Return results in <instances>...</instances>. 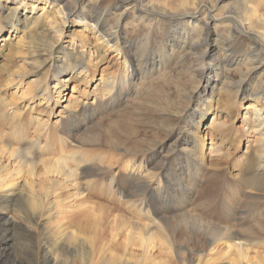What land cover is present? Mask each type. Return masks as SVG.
<instances>
[{"label": "rangeland", "instance_id": "1", "mask_svg": "<svg viewBox=\"0 0 264 264\" xmlns=\"http://www.w3.org/2000/svg\"><path fill=\"white\" fill-rule=\"evenodd\" d=\"M1 1L4 7L0 8V12L3 13L2 19L8 13L7 7L18 6L20 9L18 16L21 20H24L25 14L45 19L51 28L47 40L71 44L69 46L73 44L75 48L83 49L86 59L90 57L92 60L85 65L91 71L88 79H84L82 74H77L78 69H75L76 71L71 69L63 74V78L69 79L75 72L71 80L67 81L66 88H62L65 94L60 97L61 104L56 106V115H60V110L67 104L65 98L71 95L80 102H88L85 114L80 116L87 129L84 132L71 130V139H75L82 150L104 157L103 173L91 179L103 180L105 183L101 186L112 184V187L117 188L119 192L129 191L133 187L139 192L163 187L169 188L170 193L173 194V192L177 193V189H183L181 199L189 202L183 204L181 201H175L176 203L174 200L169 201L168 204L163 205L165 213L173 215L177 212L174 210L176 206L182 210L180 212L190 210L193 216L207 221L203 226L205 231L211 225L215 230L221 231L218 238L210 239L212 246L196 248L192 244H183L185 249L180 250L179 255L185 256L186 259L190 257L186 261L188 264H196L197 261L193 255L184 254V251L202 253L215 260L207 263L204 259L200 264H225V253L232 242L226 236V232L233 226L238 230H245L249 234L248 238L252 242L256 241V245L247 253V260L264 264V237H257L251 230L254 228L261 233L264 229V122L257 125L258 114L263 113L262 117H264V59L250 81L243 85L252 71L250 67L254 64L250 60L253 57L250 48L255 44L254 40L244 37L242 41L244 44L235 42L236 46L232 45L236 52L234 56L236 61L241 58H249V61L241 62L240 68L231 67L234 70L224 68L222 73L218 70L219 76L213 79L211 76L215 71L207 73L206 68L209 64L215 63L217 60L215 57H219L221 51L211 50L206 56L208 43H211L212 47L220 48L227 38L233 37L229 32L230 27L225 26V23L230 24L229 18L213 23L210 25L211 30L206 31L205 15L209 9L203 11L202 15L193 22H187L185 27L184 20L181 22L176 20L172 24L169 16L158 14L151 15V17L158 16L157 20L149 21L146 14L138 9L123 14L130 1L123 3L120 0H68V7L72 10L76 7L77 11L76 14H67V16L60 13L58 3L61 1L53 4L52 0H25L28 4L23 5L20 0ZM182 2V0H144L142 5L158 8L159 12L195 11L194 7L190 6L192 0L187 1L183 7L179 5ZM204 2L209 3V8L214 6L213 0H204ZM221 3L224 9L223 7L219 9L220 4H217L213 13L220 15L232 10L233 6H239V9L232 10V14L259 39L264 48V0H222ZM106 11L109 14H104ZM97 13H103V17L106 15L109 27L112 29L118 27V32L125 36L132 47L126 48L129 44L122 45L118 52L107 48L99 41L98 33L95 34L93 23L90 22L91 15ZM199 37L208 39L202 44L200 52L195 42ZM7 38H15L14 32L9 27H5L0 33V42L4 43L3 40ZM169 42L174 45L170 46ZM238 45L245 46V49H240ZM190 51L198 53L194 54ZM187 52L190 57H184ZM131 54L135 55L137 61ZM220 56L224 57L223 52ZM147 58L150 61L154 58L152 65L146 64ZM30 59L31 56L26 52L9 58L0 55V134L11 132L9 134L11 135L14 132L11 126L16 121V113H21L28 119L35 116L49 119L46 110L42 111L43 106L36 105L39 100L34 94L28 97L20 96L23 90L41 83L45 75L51 73V70L48 73L39 72L40 64L37 63L32 67L28 64ZM129 60L137 62L136 64L133 62V66L137 65L135 67L141 72V80L133 84L131 89L127 87L123 92L115 91L114 95L118 96L110 103L108 98L98 100V103L95 101L93 106L90 105L89 103L97 97V93H102L106 88V78L114 79L116 85H119L121 78L128 73L127 66L130 62H126ZM16 70L20 71V74L14 82L8 83L10 74ZM208 77L213 80L209 79L212 83L208 85L207 93L212 91L215 83L218 89L222 86L225 88L217 90L216 95L208 103L194 101V104L193 96L202 92V85H206ZM93 80L96 81L92 85ZM55 82L56 80H52L50 84L54 85ZM97 83L99 84L94 89ZM135 88L140 92L136 93ZM190 108L196 109L194 115L190 114ZM260 108L262 111L259 113ZM197 114L204 115L199 126V135L197 134L195 139L191 133L173 132L175 127L180 126L181 119L188 115L185 120L186 125L191 132H195L194 123L200 119ZM26 117L23 124L32 126L30 129L34 136L41 135L42 131L40 134L35 132L36 124L32 120L27 121ZM75 120L78 122L77 119ZM218 126L220 128L217 129ZM60 133H63V129ZM201 136L205 137V142L200 145ZM45 143V137L41 138V144L45 145ZM71 147H67L66 151L69 152ZM158 147L162 154L171 153L176 156L171 160V167L167 170H163L160 163H151V156ZM210 147L215 153H210ZM4 148L5 146L0 144V150ZM31 152L37 163L34 168L35 173L40 175L43 183H47L45 175L41 174L44 172L42 160L52 158L51 162L54 164L57 156L50 153L51 148L47 146H43L40 150L33 148ZM200 153L205 156V161H201L202 158L198 156ZM147 154L150 164L145 165ZM7 160H10L8 171L17 173L20 170L23 173L17 182L21 184L27 182L31 186L30 165L21 167L20 160L13 157L6 159L4 165ZM134 163L145 165V170L141 174H133ZM160 178H162L161 182ZM39 186L38 183V193ZM89 190L92 194L89 197L90 203L112 206L119 213L129 216L138 213L134 210L130 212L124 199L119 198V194H111L107 198L101 194L104 193L101 189L91 186ZM205 190L211 193L206 197H200ZM124 198L129 199L128 196ZM63 200L72 204L75 199ZM152 201H149L152 205L150 209L163 210L156 199ZM17 210L14 207L11 211L0 209V213L21 219L17 222L23 226L21 230L32 229L22 220ZM147 214L149 213L142 209L141 215ZM155 236L160 240L159 233ZM120 240L125 244L124 237ZM211 248L213 250H210ZM118 251L124 257L127 255L134 260L141 257L143 248L129 245L127 250L122 247ZM176 255L173 251L165 257L172 260ZM217 255L222 257L217 258ZM173 264L182 263L175 257Z\"/></svg>", "mask_w": 264, "mask_h": 264}, {"label": "bare ground", "instance_id": "2", "mask_svg": "<svg viewBox=\"0 0 264 264\" xmlns=\"http://www.w3.org/2000/svg\"><path fill=\"white\" fill-rule=\"evenodd\" d=\"M129 1L131 3L126 8L124 7L125 11L123 14L127 11L138 9L146 14L145 16L149 21L157 20L158 16L151 17V15L158 14L164 17L169 16L172 24H174L173 21L178 20L181 22L184 20L183 26L185 27L187 22H193L194 19L202 15L203 11L209 9L207 15H205L207 17L205 21L206 31L211 30L210 25H213V23L216 24L217 21L223 18L224 20L222 21L229 18L230 24L225 23V26L230 27L229 32L233 38H227V41H224L223 47L220 48L217 46L212 47L210 45L211 43L206 42L208 43L205 51L206 56L211 50L219 49V52L221 51L219 57H215L217 59L215 63L209 64L206 68L207 73H211L213 70L215 71V74L211 76L213 79L215 76H219L225 70L224 68L234 70L231 67L240 68L242 63L249 61V58H241L238 61L234 59L236 52L232 45L235 47V42L241 43L244 37L253 39L255 44L250 48L253 56L250 60L254 63L250 67L252 71L243 85L250 81L256 70L260 67L259 65L263 63V44L232 14V10L239 9V6H233L232 10L217 15L214 14L215 12L213 13L215 10L214 6L220 4L219 9H222V7L224 9V5H221L223 4L221 3L222 0H213L214 6H211L212 9L209 8V3H205L204 0H192L190 6L194 7L195 11L168 13L159 12L158 8L155 7L142 5L144 0H120L123 3ZM182 1L179 5L183 7L189 0ZM2 2L0 0L1 9L4 8ZM19 2H21V5L27 3L25 0H20ZM54 2H59L60 13H64L65 16L67 14H76L77 8L70 9L68 7V0H52L51 3L55 4ZM7 10L8 13L4 19H2L3 13L0 12V33L5 27H9L14 32L16 39L7 38L3 40L4 43L0 42V55L3 57L6 55V58H9L26 52L31 56V59L28 60L29 65L34 67V65L39 63L41 66L39 72L48 73L51 70V73L50 75L46 74L41 83L32 88H26L20 93L22 97H28L34 94L39 100L36 105L43 106L42 111L46 110L49 119H43V117L40 118L38 116L28 119L21 113H16V121L11 126L14 132L11 135H9L11 132L0 134V144L5 146L4 149L0 150V209L4 211H11L13 207L15 210L18 209L17 211L20 213L22 220L24 222L26 221L27 226L32 228L25 231L21 230L23 226L17 224L21 219L13 216L8 217L0 213V264H173L175 257L182 264H188L186 261L190 257L186 259L185 256L179 255V251L185 249L183 244H192L196 248L212 246L210 239L215 240L220 236L221 231L219 229L215 230L213 225H211L205 231L203 226L207 221L193 216L190 214V210L180 212L182 210L178 209L179 207L177 208V206L174 208L177 212L173 215L165 213L163 205L168 204L169 201L172 202L174 200V203L181 201L183 204L189 202L186 199H181L183 189H177V193L173 192V194L170 193L169 188L163 187L151 189L146 192H139L137 188L133 187L129 191L119 192L117 188L112 187V184L101 186L105 183L103 180H92L98 174L103 173L105 169L104 157L100 154L92 155L90 152L82 150L75 139H71V130L84 132L87 129V125L85 123L83 124L80 116L85 114L88 102H80V100L74 99L71 95L65 98L67 104L60 110V115H56V106L61 104L60 97H63L65 94L62 88H66L67 81L71 80L75 72L69 79L63 78V74H66L71 69H78L77 74H82L81 76L84 79H88L91 71L85 65H88L91 59L90 57L86 59L87 56L82 52L83 49L79 50L73 44L69 46L71 44L67 45L58 43L55 40L52 42L47 40L49 39L51 28L45 22V19L25 14L24 20H21L18 16L20 10L18 6H9ZM104 14L107 15L109 13L106 11ZM104 14L97 13L91 15L90 22L91 24L93 23L92 26L95 34L98 33L97 38L99 41L107 48H112L119 52L122 45L127 46L130 42L118 32V27L114 29L109 27V24L106 22L107 16L105 15L103 17ZM206 40L208 41L207 37H199V39L195 40L199 52L202 50V44ZM169 44L170 46L174 45L171 42ZM241 44H244V42ZM238 46L240 49H245V46ZM131 47L129 44L126 48ZM127 51L125 53L129 54V51ZM222 52L224 57L220 56ZM192 53L197 54L198 52L195 51ZM131 55L137 61L135 55ZM184 57H190L189 53H185ZM154 58L151 61L147 58L145 60L146 64L152 65ZM134 60L132 62L130 60L126 62H130L127 66L128 73L124 74L119 85H116L117 83L114 79L106 78V88L102 93H97V97L94 98L95 100L89 104L93 106L95 101L98 103V100L102 101L108 98L110 100L108 103H110L118 96L114 95L115 91L123 92L127 87L131 89L133 84L138 83L141 80V72L136 68L137 65L133 66V62L134 64L137 63ZM218 70L220 72L219 74H217ZM19 74L20 71L18 70L12 72L7 82H14ZM212 78L208 77L206 85H202V92L193 96V102L208 103L216 95L215 92L217 90L220 91L225 88L222 86L218 89L217 83H215L212 91L207 93L208 85L212 83L209 79ZM52 80H56L54 85L50 84ZM95 81L93 80L91 82L92 85ZM98 84L94 85V89ZM135 92L138 93L140 91H137V88H135ZM34 107L35 105L31 108L34 109ZM190 109V114L194 115L193 113L196 109ZM260 111H262L261 108L258 112L260 113ZM262 114H258L257 119L259 122L257 125H261L264 122ZM203 115L197 114L200 119L194 123L195 132H191L189 130L190 128L186 125L185 120L189 115L181 119L180 126L175 127L173 132L191 133L195 139L196 135H199L198 130ZM24 117L27 118V121L32 120L36 124L34 131L39 134L42 131L41 135H33L32 129H30L32 126L30 124H23V121L26 120H24ZM52 117L55 118L50 120ZM216 123H218L217 120ZM62 129L64 134L60 133ZM43 137L46 139L45 145L41 144V138ZM204 142L205 137H202L200 145ZM43 146L51 148L50 153L57 156L54 164L51 162L52 158L42 160L44 172L41 174L45 175L47 183H43L40 175L35 173L34 168L37 163L35 156L31 152V149L38 148L40 150ZM67 147H71L72 149L67 152ZM210 153H215L212 147H210ZM148 154L145 157V165L150 164L147 159ZM198 156L202 158L201 161H205L203 153H200ZM11 157L18 158L21 167L30 165L29 174L32 176L31 186L27 182L23 184L17 182V179L23 176L20 170L17 173L8 171L10 160H7L5 165L3 164L6 159ZM3 158L5 160H2ZM175 158L176 156L171 153L167 155L162 154L158 147L151 156V163H160L161 168L167 170L171 167V160ZM11 164H13L12 161ZM145 165L134 163L132 165V173L141 174L146 168ZM159 181L161 182L162 178ZM38 183L40 184L39 193L37 192ZM91 186L98 188V190L101 189L104 192L101 194L107 198L111 194H119V198L124 199L128 210L130 212L134 210L138 213H132L129 216L119 213L112 206L90 203L89 197L92 194L89 189ZM210 193L211 191L205 190L201 193L200 197H206ZM124 196H128L129 199H125ZM19 198L20 201H18ZM65 198H74L75 200L72 204H69L63 200ZM155 199L163 210L150 209L152 205L149 201ZM142 209L149 214L142 216ZM171 209L172 207L169 211ZM251 230L257 237H264V229L261 230V233L254 228ZM156 233L160 234V240H157ZM226 236L232 242L225 253V264H256L255 262H249L250 260H247V253L252 246L256 245V241L252 242L248 238L249 234L245 230H238L233 226L228 228ZM121 237L125 238V244L120 240ZM129 245L143 248L140 258L133 260L130 256L126 255L124 257L119 253V249L123 247L124 250H127ZM210 250H213V248ZM173 251L177 255L172 260L165 257L173 253ZM155 252L157 253L154 254ZM187 253L196 258V264L202 263L204 259L207 263L215 262L212 257H208L202 253L184 251V254ZM218 257H222V255H217Z\"/></svg>", "mask_w": 264, "mask_h": 264}]
</instances>
